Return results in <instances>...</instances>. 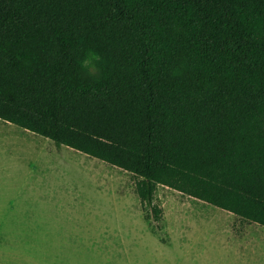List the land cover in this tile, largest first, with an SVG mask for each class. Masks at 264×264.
Segmentation results:
<instances>
[{
	"label": "trees",
	"instance_id": "1",
	"mask_svg": "<svg viewBox=\"0 0 264 264\" xmlns=\"http://www.w3.org/2000/svg\"><path fill=\"white\" fill-rule=\"evenodd\" d=\"M0 120L264 227V0H0Z\"/></svg>",
	"mask_w": 264,
	"mask_h": 264
},
{
	"label": "rangeland",
	"instance_id": "2",
	"mask_svg": "<svg viewBox=\"0 0 264 264\" xmlns=\"http://www.w3.org/2000/svg\"><path fill=\"white\" fill-rule=\"evenodd\" d=\"M0 120V264H264V227Z\"/></svg>",
	"mask_w": 264,
	"mask_h": 264
},
{
	"label": "clouds",
	"instance_id": "3",
	"mask_svg": "<svg viewBox=\"0 0 264 264\" xmlns=\"http://www.w3.org/2000/svg\"><path fill=\"white\" fill-rule=\"evenodd\" d=\"M100 61V57L98 54L92 53L89 55L87 60L84 62L88 70H92L96 68V65Z\"/></svg>",
	"mask_w": 264,
	"mask_h": 264
}]
</instances>
